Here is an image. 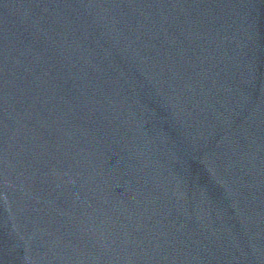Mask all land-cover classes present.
<instances>
[{"label": "water", "instance_id": "1", "mask_svg": "<svg viewBox=\"0 0 264 264\" xmlns=\"http://www.w3.org/2000/svg\"><path fill=\"white\" fill-rule=\"evenodd\" d=\"M0 264H264V0H0Z\"/></svg>", "mask_w": 264, "mask_h": 264}]
</instances>
